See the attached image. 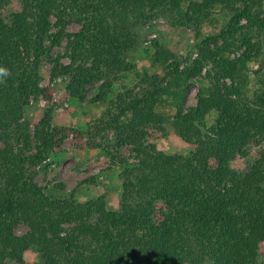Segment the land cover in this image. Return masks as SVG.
<instances>
[{
  "label": "trees",
  "instance_id": "1",
  "mask_svg": "<svg viewBox=\"0 0 264 264\" xmlns=\"http://www.w3.org/2000/svg\"><path fill=\"white\" fill-rule=\"evenodd\" d=\"M218 13L228 19L194 44V57L155 40L147 69L84 133L53 125L51 107L30 131L25 107L49 97L45 63L70 97L86 101L100 81L89 101L105 102L134 71L128 56L142 28L161 18L198 37ZM263 62L264 0H0L8 73L0 76V264H28L32 249L40 254L33 264H264ZM193 81L196 103L186 106ZM70 132L112 158L122 146L134 152L135 161H119L118 209L103 196L77 201L53 194L62 184L48 190L35 181L33 168ZM168 134L187 153L160 149L156 140ZM245 157L252 160L235 164ZM20 223L26 230L17 234Z\"/></svg>",
  "mask_w": 264,
  "mask_h": 264
},
{
  "label": "rangeland",
  "instance_id": "2",
  "mask_svg": "<svg viewBox=\"0 0 264 264\" xmlns=\"http://www.w3.org/2000/svg\"><path fill=\"white\" fill-rule=\"evenodd\" d=\"M228 15L218 13L209 22L201 27L200 35L197 37L193 31L180 27H172L167 24L165 19H157L146 25L140 31L139 45L130 52L128 58L134 65V71L123 74L119 81L113 84L111 91L107 94L106 101L91 102L89 99L95 94L99 82L89 85L86 93V101H79L69 96L65 89V80L61 77L50 80L48 69L49 63L43 66L42 86L49 88V97H39L37 100H31L24 109V119L29 123V129L32 132L39 120L43 110L51 107L52 124L57 126H66L73 128L78 132H85L86 123L99 115L107 106L109 99L113 98L118 90L125 87H131L135 83L136 73H142L148 67V60L153 53V42L161 41L171 50L178 51L182 56L194 57V44L202 37L215 33L226 22ZM78 28V24L71 22L68 25L69 31ZM64 43L61 46L53 48V54L64 53ZM234 53L231 54L233 56ZM66 62L68 59L62 57ZM262 60V59H261ZM259 63H253V68H258ZM264 71V62L262 63ZM198 84H193L186 94V106L196 103V92ZM209 119L207 122L210 123ZM74 132H70L64 139L61 147L56 149L53 154L46 157L40 164L36 165L35 181L40 185L52 189L54 184H62L63 189H57L53 194L61 197L74 198L77 201H87L103 196L109 209H118L121 196V179L119 173L122 165L120 159L127 162L135 161L134 152L130 146H122L119 150L112 151L115 158H112L103 148H89L86 145V137H75ZM108 141L113 142L112 132L108 134ZM160 149L165 152L182 153L188 151V146L178 136L168 134L164 138L156 140ZM251 157L237 159L235 164L243 167L246 162L251 161ZM26 230L24 224H17L15 232L21 234ZM28 264L40 261V254L35 250H29L26 255Z\"/></svg>",
  "mask_w": 264,
  "mask_h": 264
},
{
  "label": "clouds",
  "instance_id": "3",
  "mask_svg": "<svg viewBox=\"0 0 264 264\" xmlns=\"http://www.w3.org/2000/svg\"><path fill=\"white\" fill-rule=\"evenodd\" d=\"M7 75H8L7 71L3 67H0V76H7Z\"/></svg>",
  "mask_w": 264,
  "mask_h": 264
}]
</instances>
